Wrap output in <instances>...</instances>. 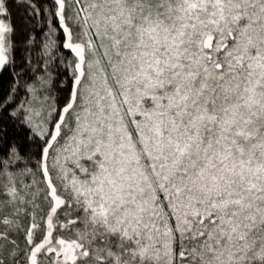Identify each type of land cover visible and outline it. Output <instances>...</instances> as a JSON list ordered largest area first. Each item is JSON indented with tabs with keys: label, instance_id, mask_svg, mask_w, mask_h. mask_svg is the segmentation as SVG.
Segmentation results:
<instances>
[{
	"label": "snow or ice",
	"instance_id": "obj_1",
	"mask_svg": "<svg viewBox=\"0 0 264 264\" xmlns=\"http://www.w3.org/2000/svg\"><path fill=\"white\" fill-rule=\"evenodd\" d=\"M0 264H264V0H0Z\"/></svg>",
	"mask_w": 264,
	"mask_h": 264
}]
</instances>
